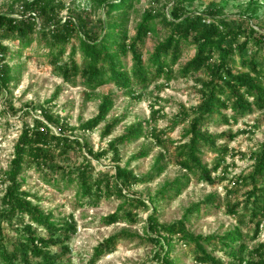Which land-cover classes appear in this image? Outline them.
<instances>
[{
    "label": "trees",
    "instance_id": "16d2710c",
    "mask_svg": "<svg viewBox=\"0 0 264 264\" xmlns=\"http://www.w3.org/2000/svg\"><path fill=\"white\" fill-rule=\"evenodd\" d=\"M136 1L95 0L105 12L97 20L88 11L71 10L63 17L68 8L64 0H13L0 8V98L18 81L17 68L10 63L11 44L25 47L34 42L47 50L49 65L64 83L84 85L90 90L86 93L89 100L101 98L97 115L73 126L51 106L61 92L59 87L32 123L24 121L9 167L0 173V264H65L71 252L70 242L78 229L75 216L56 215L42 206L41 196L25 189V173L31 170L58 190L74 188L81 206L119 200L115 211L101 218L108 226L137 224L142 220L138 209L152 210L143 235L121 230L109 236L95 247L88 264L116 251L120 240L134 238L152 243V256L159 264H177L172 256L177 243L189 246L198 264H264V242L258 241L264 223V142L251 153L250 170L234 180L248 187L243 200H232L231 190L226 191L224 201L211 193L170 223L160 220L158 209L164 201L179 197L193 179L212 183L219 170L223 171L219 178L227 179L229 143L238 133L232 129L213 132L211 126L232 125L257 111L264 113V33L252 24L251 16L236 21L215 3L194 11L193 4L200 0H166L163 8H146L131 35L128 21ZM260 1L247 0V9L256 11ZM150 35L159 41L145 58ZM188 48L194 55L180 64ZM179 77L193 80L200 95L198 104H181L163 130L156 123L165 114L152 106L149 119L132 123L123 134L109 139L126 114L108 118L117 95L114 91L100 95L99 86L113 84L130 99L142 101L151 85L159 91ZM9 107L16 111L11 102ZM102 124L101 139L107 145L96 150L80 133L95 132ZM178 126H182L181 139L175 141L168 133ZM141 137L161 149L151 169L142 175L129 164L123 165L122 156L123 147ZM151 150L142 147L131 161L149 156ZM206 153L215 155L212 165L204 161ZM105 158L113 163L114 172L98 170L93 163ZM170 163L182 171L180 176L148 194V200L134 190L161 176ZM214 207H224L236 225L223 234L192 232L187 225L192 216ZM6 227L14 234L7 233Z\"/></svg>",
    "mask_w": 264,
    "mask_h": 264
},
{
    "label": "rangeland",
    "instance_id": "374dc122",
    "mask_svg": "<svg viewBox=\"0 0 264 264\" xmlns=\"http://www.w3.org/2000/svg\"><path fill=\"white\" fill-rule=\"evenodd\" d=\"M12 1L0 0V8H6ZM64 1L67 3L68 8L62 12L61 15L63 17L69 15L71 10L82 14L86 11L92 12L93 20L104 17V10L94 2L95 0ZM211 3L223 6L226 14L236 21L240 20L241 16H251L252 24L260 28L264 33V0L260 1L256 11L247 9V0H200L193 4L192 9L201 11ZM165 5H167L166 0H161L159 3L155 0L136 1L128 21L129 33L131 35L136 33L137 24L142 20L146 8L150 6L163 8ZM160 32L163 35L162 29H160ZM158 41L159 37L157 36L150 35L147 38L144 49L145 58L149 52L153 51ZM11 50L13 54H11L10 63L17 68L16 76L18 81H15L16 85L12 86L10 93L0 98V173L9 167L13 157L14 144L21 133L24 121L32 123L33 117L40 115L41 106L55 94L59 87H61V92L51 106H53L55 114L60 115L61 118L69 121L73 126H77L97 115L101 102V98L89 100L86 93L90 90H87L84 85L80 83L76 85L64 83L49 65L45 55L47 50L40 48L36 42L25 47H19L18 43H12ZM18 51L21 53L18 54ZM193 55L194 50L192 48L186 49L180 59V64H185ZM128 61L130 66V57ZM237 61L239 62L238 57ZM237 67H239V64H237ZM178 68L179 64L175 66V69ZM159 82L163 81L160 80ZM109 91H114L117 96L114 108L108 118H119L126 114V118L116 127L109 139L123 134L130 124L149 119L152 106L160 110L162 114H165V117L160 118L156 123L157 128L163 130L170 126L181 104L190 107L200 101V95L193 80L181 77L175 78L167 87L159 91L155 89L154 84L151 85L144 91L145 98L142 101L130 99L113 84L99 86L96 90L100 95ZM9 102L14 105L16 111L9 107ZM104 124L100 125L95 132L80 133V137L92 144L96 150L106 147L107 140L103 141L101 139V131ZM229 129H232L238 135L229 143L231 153L226 157V164L229 165V173L226 175L227 179L221 180L219 178L220 176L218 175L223 173L221 170L215 174L216 179L212 183H199L193 179L179 197L172 201L166 200L158 205L159 218L162 222L170 223L180 220L189 207L203 200L211 193H216L224 201L226 191L231 190L233 192L230 197L232 200L244 199L248 187L237 185L234 180L244 171L248 172L250 170L252 164L250 155L260 143L264 142V113L257 111L240 118L238 123L232 125L211 126V131L213 132H222ZM181 133L182 126H178L175 130L169 131L168 136L178 141L181 139ZM144 146L152 147L150 155L137 161H131L132 155ZM160 151L159 147L153 146L151 139L141 137L137 141L123 147V165L129 164L130 168L134 169L137 174H145L151 169ZM203 159L206 163L212 165L215 162V155L206 153ZM93 163L98 170L114 172V165L109 158L102 159L100 162L94 160ZM181 174L182 171L173 163H170L161 176L148 184L135 187L134 190L143 194L147 199L148 194H154L157 188L165 182L173 181ZM25 177L27 180L25 189L41 196L43 198L42 206L45 209L53 210L58 216L70 213L75 216L78 229L70 242L71 252L67 255L65 264H88L95 247L103 242L104 239L121 230L144 234L145 220L151 213V209H138L142 220L137 224L118 223L108 226L102 222L101 218L115 211L119 200H103L97 206H81L75 200L74 188L58 190L43 182L39 174L34 170L26 172ZM2 193V188L0 187V203ZM187 225L195 234H223L236 225V219L227 215L224 212V207H214L209 211L195 213ZM6 232L14 234L8 227H6ZM258 241L264 242V223ZM152 253V243L135 238L122 239L118 242L116 251L103 256L96 264H159L153 259ZM216 254L222 256V253ZM172 256L176 258L177 264H198L192 256L191 248L184 246L182 243L176 244ZM225 260L229 259L225 257Z\"/></svg>",
    "mask_w": 264,
    "mask_h": 264
}]
</instances>
